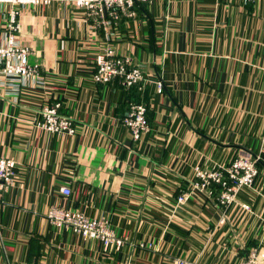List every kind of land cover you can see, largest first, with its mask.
Listing matches in <instances>:
<instances>
[{
  "label": "crops",
  "instance_id": "obj_1",
  "mask_svg": "<svg viewBox=\"0 0 264 264\" xmlns=\"http://www.w3.org/2000/svg\"><path fill=\"white\" fill-rule=\"evenodd\" d=\"M15 8L17 40L39 73L26 85L0 74V155L15 161L0 198V264H236L251 252L264 260V0L138 4L110 41L144 75L129 87L92 79L105 42L82 8L0 2V43ZM55 102L72 135L33 125ZM132 103L147 110L138 138L122 123ZM237 151L257 156L260 171L222 209L212 186H193L194 168L224 165ZM53 205L104 216L124 243L103 249L55 226Z\"/></svg>",
  "mask_w": 264,
  "mask_h": 264
},
{
  "label": "built area",
  "instance_id": "obj_2",
  "mask_svg": "<svg viewBox=\"0 0 264 264\" xmlns=\"http://www.w3.org/2000/svg\"><path fill=\"white\" fill-rule=\"evenodd\" d=\"M51 0H0L13 6L23 4L48 3ZM84 10L90 19L95 32L102 31L104 46L95 56L92 79L95 82H110L118 80L124 87L139 83L144 79L140 67L126 54L119 53L110 43L114 36L113 28L121 17H131L135 14L137 1L149 0H69ZM248 1V0H244ZM18 9L10 11L7 27L9 34L0 43V74L6 78H13L26 85L38 76V64L28 62L29 46L21 45L15 31L18 29L16 17ZM162 82L156 81L157 91L162 90ZM59 102L44 104L38 109L39 117H33L32 123L36 127L62 134L72 135L74 127L72 120L58 110ZM122 123L130 130L133 138H138L149 129L146 118V106L143 103L129 105ZM259 158L250 153L236 152L224 165L209 169L195 166L197 179L193 186L200 189L212 186L215 191L213 203L222 209L227 207L235 198L236 193L243 187L253 185L259 173ZM15 175V161L12 157L0 155V198L2 192L13 183ZM61 194L68 196L71 190L68 186L59 188ZM214 194V193H213ZM190 191L178 193L176 203H184ZM243 207L248 205L241 204ZM48 220L57 227L67 226L82 237L94 238L101 242L103 249H118L124 243L122 237L117 236L110 228L109 220L104 216L90 217L83 211L59 205H53L47 210ZM140 246H152V242L138 243ZM174 264H198L181 257L173 258ZM236 264H264V260L254 252L244 255Z\"/></svg>",
  "mask_w": 264,
  "mask_h": 264
},
{
  "label": "trees",
  "instance_id": "obj_3",
  "mask_svg": "<svg viewBox=\"0 0 264 264\" xmlns=\"http://www.w3.org/2000/svg\"><path fill=\"white\" fill-rule=\"evenodd\" d=\"M145 2H147V1H137L136 3H135V7H134V10L136 9V10H138V4H143V3H145ZM135 15V14H134ZM133 15V16H134ZM132 17V16H131ZM136 84H133V85H131V86H135ZM146 118H147V121H148V116H147V110H146Z\"/></svg>",
  "mask_w": 264,
  "mask_h": 264
},
{
  "label": "rangeland",
  "instance_id": "obj_4",
  "mask_svg": "<svg viewBox=\"0 0 264 264\" xmlns=\"http://www.w3.org/2000/svg\"><path fill=\"white\" fill-rule=\"evenodd\" d=\"M163 87V86H162Z\"/></svg>",
  "mask_w": 264,
  "mask_h": 264
}]
</instances>
